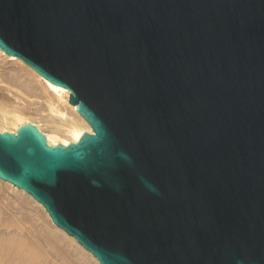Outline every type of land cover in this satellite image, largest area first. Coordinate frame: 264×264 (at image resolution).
I'll use <instances>...</instances> for the list:
<instances>
[{
    "label": "water",
    "instance_id": "obj_1",
    "mask_svg": "<svg viewBox=\"0 0 264 264\" xmlns=\"http://www.w3.org/2000/svg\"><path fill=\"white\" fill-rule=\"evenodd\" d=\"M0 51L92 134L0 133V183L99 264H264V0H0Z\"/></svg>",
    "mask_w": 264,
    "mask_h": 264
},
{
    "label": "bare ground",
    "instance_id": "obj_2",
    "mask_svg": "<svg viewBox=\"0 0 264 264\" xmlns=\"http://www.w3.org/2000/svg\"><path fill=\"white\" fill-rule=\"evenodd\" d=\"M69 98L70 92L40 80L23 62L0 51V133H16L31 124L50 146L77 143L92 132L74 115ZM2 185L1 191L8 188L16 194L10 196L14 203L0 204V264H99L64 231L52 227L50 217L32 197Z\"/></svg>",
    "mask_w": 264,
    "mask_h": 264
},
{
    "label": "rangeland",
    "instance_id": "obj_3",
    "mask_svg": "<svg viewBox=\"0 0 264 264\" xmlns=\"http://www.w3.org/2000/svg\"><path fill=\"white\" fill-rule=\"evenodd\" d=\"M3 185L0 183V204L2 203V204H9V203H14L13 202V198L12 197H10L11 196V194H16L14 191H12V189H8V188H4L6 191L4 192V191H1L2 190V188L4 187H2ZM3 189V190H4ZM8 189V190H7ZM3 192V193H2ZM4 193L6 194V195H4ZM6 197H8V198H6ZM10 198H12L11 200H10ZM9 199V200H8ZM9 201V202H8ZM11 201V202H10ZM27 226H29V225H27ZM26 226V227H27Z\"/></svg>",
    "mask_w": 264,
    "mask_h": 264
}]
</instances>
